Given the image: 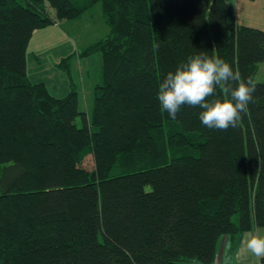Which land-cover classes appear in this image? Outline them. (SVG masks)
Returning a JSON list of instances; mask_svg holds the SVG:
<instances>
[{"label":"trees","instance_id":"obj_1","mask_svg":"<svg viewBox=\"0 0 264 264\" xmlns=\"http://www.w3.org/2000/svg\"><path fill=\"white\" fill-rule=\"evenodd\" d=\"M97 5L108 34L77 54L102 58L88 120L73 85L29 80L26 52ZM198 51L254 86L235 128L160 110L158 83ZM262 65L264 31L225 0H0V264H213L222 240L264 229Z\"/></svg>","mask_w":264,"mask_h":264},{"label":"clouds","instance_id":"obj_2","mask_svg":"<svg viewBox=\"0 0 264 264\" xmlns=\"http://www.w3.org/2000/svg\"><path fill=\"white\" fill-rule=\"evenodd\" d=\"M218 88H223L228 99L210 101L209 97H215ZM253 92L251 81L243 80L230 63L198 51L163 76L156 99L161 112L170 120H175L182 107L188 105L201 109L199 120L204 127L227 130L235 128L241 114L248 111ZM244 243L259 264L264 258V235L246 233Z\"/></svg>","mask_w":264,"mask_h":264},{"label":"rangeland","instance_id":"obj_3","mask_svg":"<svg viewBox=\"0 0 264 264\" xmlns=\"http://www.w3.org/2000/svg\"><path fill=\"white\" fill-rule=\"evenodd\" d=\"M108 29L102 18L100 6L90 13L74 21H59L57 24L38 30L31 38L27 52V76L33 83L44 82L49 93L54 97H62L69 92L68 81L76 89L79 111L88 120L92 117L94 88L98 83L102 58L100 53L79 58L78 53L89 45L105 38ZM72 56V57H71ZM71 81L64 71L57 67L63 59L69 58ZM256 82L264 81V65ZM81 127V120L77 119ZM91 167V161H87ZM264 235V229L261 228Z\"/></svg>","mask_w":264,"mask_h":264},{"label":"crops","instance_id":"obj_4","mask_svg":"<svg viewBox=\"0 0 264 264\" xmlns=\"http://www.w3.org/2000/svg\"><path fill=\"white\" fill-rule=\"evenodd\" d=\"M225 2L235 13L240 26L264 31V0H225ZM68 84L70 90L69 81ZM246 233L260 235L262 231L261 228H254ZM246 233L239 238L234 250L225 239L222 240L213 264H257V258L253 257L246 249L244 243Z\"/></svg>","mask_w":264,"mask_h":264}]
</instances>
